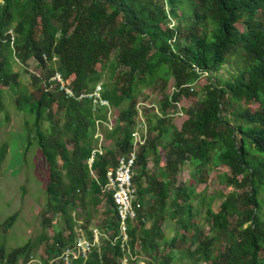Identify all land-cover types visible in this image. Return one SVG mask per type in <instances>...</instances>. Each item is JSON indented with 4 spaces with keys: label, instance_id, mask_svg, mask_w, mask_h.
Instances as JSON below:
<instances>
[{
    "label": "trees",
    "instance_id": "1",
    "mask_svg": "<svg viewBox=\"0 0 264 264\" xmlns=\"http://www.w3.org/2000/svg\"><path fill=\"white\" fill-rule=\"evenodd\" d=\"M238 24L245 30L240 31ZM10 29L15 34V55L24 68L35 60L46 71L42 78L30 75L37 98L28 89L16 99L18 111L34 116L35 139L48 165V212L43 213V221L53 225L55 217L61 219L45 250V264L73 245L77 222L72 213L77 208L85 207V236L92 238L89 206H98L104 196L107 215L100 226H94L102 235L100 245L84 264H121L124 254L115 207L102 188L107 170L131 149L138 117L134 92L145 86L161 95L160 114L147 116V138L137 151L133 183L137 200L143 206L146 199L149 205L144 220L140 212L128 225L134 258L126 255L128 264L140 260L145 264H264V221L258 199L264 186V0H0V36ZM234 57L244 62L243 68L229 80L216 78ZM13 63L8 42H0V113L3 88L18 81ZM55 72L77 96L91 93L102 81V97L119 111L117 125L111 130L104 126L105 138L114 141L117 150L101 147L103 152L94 154L90 169L87 160L98 143L96 122L107 123V110H93L87 97L78 101L66 99L57 89L47 91ZM202 75L208 81L198 87ZM170 79L174 83L168 94ZM182 96L195 101L184 110L186 119L177 129L168 109L175 108ZM251 102L257 104L254 111L242 107ZM233 103L242 109H235ZM54 104L64 121L55 118ZM3 154L4 148L0 162ZM213 161L228 167L225 182L231 192L216 209L207 210L205 219L213 235L205 238L193 212V197L198 194L191 186L175 182L183 165L194 166L202 175ZM245 187L249 191L234 193ZM166 223L177 229L170 238L161 231ZM221 240L224 250L216 248ZM31 248L27 242L6 254L1 246L0 264H17Z\"/></svg>",
    "mask_w": 264,
    "mask_h": 264
},
{
    "label": "rangeland",
    "instance_id": "2",
    "mask_svg": "<svg viewBox=\"0 0 264 264\" xmlns=\"http://www.w3.org/2000/svg\"><path fill=\"white\" fill-rule=\"evenodd\" d=\"M237 27L240 31L245 30L243 24H238ZM46 62L48 61L46 60ZM55 62H57V58ZM36 64L35 60H31L26 70L19 60L18 62L14 61L11 70L19 75L18 81L15 80L11 83L10 87L3 88V111L0 113V150L4 148L3 159L0 162V247L2 246L7 254L27 242H30L33 246L24 257L19 259L17 264H45L47 258L45 250L51 245L55 230L61 227V219L59 217L54 218L53 225H48L47 222L43 221V213L48 212V200L45 191L49 180L48 165L35 139L34 116L17 110L16 99L25 90L29 89L31 93L35 92L33 93V98H37V91L30 84V75L42 78L46 71L45 69L38 68ZM55 66L56 64H54V68ZM243 66L244 62L234 57L216 74V78L223 81L229 80ZM97 69H99V65ZM207 81L206 75H202L198 80L197 86L201 87ZM101 83L102 81L98 85H101ZM173 83L174 81L170 79L166 93L171 94ZM44 84L45 82H43L42 87ZM53 89L54 85H51L47 91H53ZM134 95L138 102L136 106L137 116L139 114L140 116L142 115L141 118L139 116L135 119L137 124L142 121L146 123L148 120L147 116H150L151 113L160 114L158 113L159 107L157 103L161 99V95L146 86L137 88ZM194 101L193 97L182 96L175 108L168 109L170 118L177 129L180 128L182 122L186 119L184 110L192 106ZM233 105L234 108L240 107L242 109L241 105L235 103ZM242 107L254 111L257 109V104L251 102L249 104H242ZM52 111L55 113L56 119L65 120L63 112L57 110L56 104L53 105ZM232 111L231 108L229 114ZM118 112V110H113L110 107V114L107 116L108 119H111V124H109V128L111 129L117 125ZM226 118L230 119V116L227 114ZM99 124L96 123V137L99 138L97 147L116 151L115 142L105 138V125L99 126ZM44 127H49L48 123L44 122ZM67 149L71 152L72 146L70 144L67 145ZM257 163L259 164V162ZM148 170H154L151 159L148 162ZM180 171L176 178V186H191L195 193L198 194L197 197H193V212L197 214L196 220L201 226L203 237L208 238L213 235V232L211 231V225L205 219L206 212L210 208L216 209L223 197L230 194L231 189L227 187L225 182L229 169L223 165H215L213 161V163L211 162L205 167L202 175L196 172L197 169L194 166L190 167L188 164L183 165ZM136 172H138L137 169ZM141 184L143 187L146 186L144 180L141 181ZM243 191H249V188H239L234 193L238 194ZM258 199L261 208L259 216L264 221V186H261L258 192ZM105 200L104 196L98 206H89L93 228L97 225L100 226L107 215ZM143 203V212L147 216L148 212L146 213V211L149 201L144 199ZM84 208H77L72 213L74 220L77 222L74 227L76 237L78 235L85 236L84 227L87 215ZM13 215L16 217L12 225L6 227L7 222H9L10 217ZM48 216L50 218L51 213H48ZM169 224L166 223L161 227V231L166 238H170L177 231L175 225L168 226ZM177 233L182 234L184 231L179 230ZM66 235L67 232H64L63 237ZM219 247L224 250V247H226L224 240L216 243V248ZM165 251H168V249H165ZM174 255L177 256L176 249H174ZM262 257L264 262V252ZM138 264H145V262L140 260ZM176 264L179 263L177 262Z\"/></svg>",
    "mask_w": 264,
    "mask_h": 264
},
{
    "label": "built area",
    "instance_id": "3",
    "mask_svg": "<svg viewBox=\"0 0 264 264\" xmlns=\"http://www.w3.org/2000/svg\"><path fill=\"white\" fill-rule=\"evenodd\" d=\"M3 36V38L0 36V42H8L9 48L14 57V61L18 62V59L15 55L16 52L14 32L10 29L6 33H4ZM7 36L9 37L8 39ZM45 60L47 59L45 58ZM55 60L56 58H53L52 62H54ZM50 82L51 84L49 85L47 90H49L51 85H54V89H57L60 93H62L66 99H74L79 101L82 98L87 97L91 99L93 110L106 109L107 115L109 116L110 105L109 102L102 97L101 85L97 84L92 90V92L87 95L77 96L75 92L66 85L60 73L55 72L50 77ZM141 116L139 118H141ZM96 123L99 122L97 121ZM109 124H111L110 118L104 125H106L107 128L111 130V128H109ZM132 138V146L129 153L121 155L117 160L116 166L110 167L107 170V182L102 188V193L106 196L111 197L115 207L116 220L119 224L118 238L120 239V249L121 252L124 254L123 258L121 259V264H128L126 255H128L132 260H134L133 255L130 252L128 225L138 219L140 212L142 214L141 220H144V208L142 204L137 200V189L134 186L133 182L134 177L137 173V151L144 144L147 138V125L145 122L142 121L138 124L136 122V128L132 135ZM95 139H98L99 141V138L96 137V135ZM96 153L101 154V147H97V149L92 152L91 157L87 160L89 169L91 168L94 159V154ZM90 172L93 176H95L92 171ZM91 232V239L83 235H78L73 245L65 247L63 251L59 254V256L53 259L51 263L56 262L60 264H72L74 261L82 260V264H84L88 259L89 255L91 254L93 248L98 247L100 245V238L102 236L98 228L91 229ZM116 240L117 238L113 240V244H115Z\"/></svg>",
    "mask_w": 264,
    "mask_h": 264
}]
</instances>
